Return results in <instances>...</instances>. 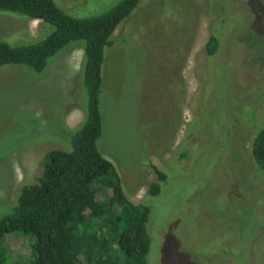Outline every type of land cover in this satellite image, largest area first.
<instances>
[{"label": "rangeland", "instance_id": "1", "mask_svg": "<svg viewBox=\"0 0 264 264\" xmlns=\"http://www.w3.org/2000/svg\"><path fill=\"white\" fill-rule=\"evenodd\" d=\"M55 1L88 17L120 0ZM42 33L38 20L0 14V39ZM212 33L219 48L209 56ZM112 40L97 145L125 195L151 205L149 264H264V171L251 155L264 126V0H143ZM81 59L71 42L41 73L0 67V217L48 151L70 149L65 127L83 121L86 104ZM153 167L167 174L157 197ZM30 242L6 235L5 264H31Z\"/></svg>", "mask_w": 264, "mask_h": 264}, {"label": "trees", "instance_id": "2", "mask_svg": "<svg viewBox=\"0 0 264 264\" xmlns=\"http://www.w3.org/2000/svg\"><path fill=\"white\" fill-rule=\"evenodd\" d=\"M142 1L120 0L106 12L77 17L55 0H0V14L35 19L43 27L41 36L31 41L0 39V67L23 66L41 73L67 44L77 42L82 52L86 104L83 121L65 127L71 147L48 151L37 181L23 186L15 204L0 217V242L16 233L30 237L31 264H149L151 205L125 195L119 174L97 145L105 50L113 44L117 26ZM218 48L219 39L212 33L206 54L212 56ZM251 155L264 171V126L252 139ZM153 170L156 179L148 195L157 197L167 174ZM0 264H5L1 251Z\"/></svg>", "mask_w": 264, "mask_h": 264}]
</instances>
